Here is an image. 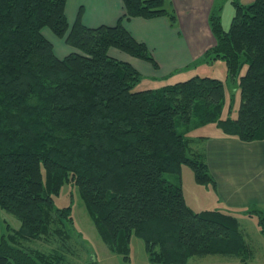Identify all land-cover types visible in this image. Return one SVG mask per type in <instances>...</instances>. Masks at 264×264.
I'll return each instance as SVG.
<instances>
[{"label":"trees","instance_id":"16d2710c","mask_svg":"<svg viewBox=\"0 0 264 264\" xmlns=\"http://www.w3.org/2000/svg\"><path fill=\"white\" fill-rule=\"evenodd\" d=\"M67 1L0 0V208L22 220L21 229L9 227L14 243L45 238L55 246L26 250L0 235V264L67 261L75 220L71 206L55 203L66 183L78 188L101 237L126 259L138 236L159 264L206 255L247 260L239 218L195 211L182 183L164 174L189 165L197 183L215 184L202 153L191 147L196 136L180 132L178 122L264 140V0H233L229 29L219 10L210 15L216 45L203 59L225 60L240 94L234 115L224 80L195 75L138 90L142 73L110 53L115 48L157 68L148 45L124 21L166 16L175 25L166 0H123L118 22L98 27L85 25L81 11L71 23ZM46 28L69 45L67 55H57ZM247 213L257 214L264 235V212Z\"/></svg>","mask_w":264,"mask_h":264},{"label":"crops","instance_id":"0c3cea01","mask_svg":"<svg viewBox=\"0 0 264 264\" xmlns=\"http://www.w3.org/2000/svg\"><path fill=\"white\" fill-rule=\"evenodd\" d=\"M214 1L166 0V7L174 10L177 15L175 25H171L166 16L152 19L133 17L124 21V25L132 35L148 45L158 63L157 68L145 60L132 57L115 48H112L110 53L116 58L130 62L143 77H145L144 72H147L151 80L145 88L161 87L199 75L197 69H192V66L198 60L205 61L203 59L205 52L216 45V38L210 25V15L220 9L214 6ZM239 1L242 4H249L254 0ZM80 11L82 22L89 27L113 26L124 13V5L123 0L67 1L66 13L71 23L75 22ZM59 44V50L56 47L55 50L60 57L72 50L65 44ZM220 60L211 62L215 65ZM215 77L224 80L222 76L215 75ZM145 79L146 77L144 81ZM227 100L228 102L230 100L228 96ZM191 147L194 151L202 153L215 179L212 190L214 207L211 209H219L239 218L241 231L250 248L247 260L253 259L255 247L251 240L254 238L259 244H263L264 235L257 225L258 222L250 232V226L246 221L253 223L255 220L253 215L247 213L248 210L258 208L264 212V140L242 141L225 134L214 125L210 134L196 135ZM184 194L188 205L195 211L208 210L205 204L190 203L185 191ZM220 258L215 262L216 264L248 262L239 257L220 256Z\"/></svg>","mask_w":264,"mask_h":264},{"label":"rangeland","instance_id":"374dc122","mask_svg":"<svg viewBox=\"0 0 264 264\" xmlns=\"http://www.w3.org/2000/svg\"><path fill=\"white\" fill-rule=\"evenodd\" d=\"M233 0H215L214 6H218L220 9L221 20L225 29H229L233 16L235 14V6ZM250 0H243V2H249ZM252 1V0H251ZM167 5V3H166ZM45 35L53 42L58 49L59 43L65 44L62 39L57 37L48 28L45 29ZM59 50V49H58ZM205 62V64H204ZM221 62V63H220ZM219 63L213 65L212 62H206L204 60H198L193 66L197 69V72L201 76L224 77L226 92L228 98H233V110L236 112L240 104L239 89L237 84L227 75V68L225 60L221 59ZM210 63V64H207ZM186 70V69H185ZM189 70V69H187ZM145 74V81L139 83L136 89H142L150 84V76L147 72ZM143 77V78H145ZM169 78V77H168ZM230 101V100H229ZM215 124H207L202 126H194L193 123H181L178 122V130L180 132H187L192 138L199 134H210ZM193 147V146H192ZM164 176L171 182L177 184H184V191L186 192L190 203H200L207 206L206 209L214 207V195L212 184H199L195 178L194 170L189 165H183L180 174L165 173ZM55 203L58 207L71 206L72 213L75 220L76 231L73 230V246L70 252H65L67 261L64 264H159L152 262L146 251L145 242L138 236H133L131 240V249L129 252V258L126 259L123 253H117L113 251L108 244L104 241L98 232V229L87 211L85 203L83 202L78 188L73 184H64L60 192L55 195ZM254 221L247 222L251 229L258 222L257 214H254ZM259 226V224L257 223ZM21 229L22 220L12 213L0 208V235L4 236L11 243H14L10 238V229ZM260 228V226H259ZM76 232V233H75ZM77 234L76 235H74ZM255 247L254 258L247 260L246 264H264V240L263 244H259L254 238L251 240ZM26 250L36 249L41 251H52L54 249V243L48 239H30L22 240L20 243H14ZM220 256L223 255H206L202 257L191 258L188 264H216L217 260H220Z\"/></svg>","mask_w":264,"mask_h":264}]
</instances>
